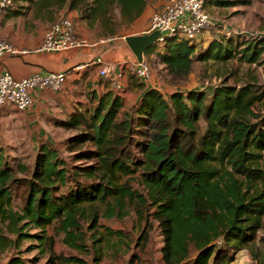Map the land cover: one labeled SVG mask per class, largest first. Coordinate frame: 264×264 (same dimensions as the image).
I'll return each mask as SVG.
<instances>
[{
    "label": "trees",
    "instance_id": "trees-1",
    "mask_svg": "<svg viewBox=\"0 0 264 264\" xmlns=\"http://www.w3.org/2000/svg\"><path fill=\"white\" fill-rule=\"evenodd\" d=\"M149 1L13 0L30 3L36 18L75 12L102 40L124 36ZM24 14L20 6L9 16ZM241 40L214 38L204 47L199 38L176 36L147 54L157 55L167 73L179 79L196 63L237 59L261 65L264 38ZM131 76L140 91L135 103L125 105L124 87L105 86L90 93V104L78 103L55 121L72 133L63 147L80 165H72L43 135L36 136L33 167L16 164L0 138V254L14 253L7 264H27L21 256L24 242H31L25 252L39 250L35 262L47 255L46 264H88L79 256L57 255L55 236H62L65 247L88 254L89 234L96 233L91 248L97 264L103 254L95 246L125 235L100 220H123L133 209L140 221L158 222L164 264H231L256 242L264 229V88L254 80L166 94L151 80ZM148 240L146 233L138 240L141 255Z\"/></svg>",
    "mask_w": 264,
    "mask_h": 264
},
{
    "label": "rangeland",
    "instance_id": "rangeland-1",
    "mask_svg": "<svg viewBox=\"0 0 264 264\" xmlns=\"http://www.w3.org/2000/svg\"><path fill=\"white\" fill-rule=\"evenodd\" d=\"M167 1L168 0H162V4L159 6V9H162L167 4ZM240 1H244V3L239 4L234 8L224 10L213 9L212 11H209V8L207 7V11L214 20L208 31L211 37H241V41L247 40L248 38H264V0ZM20 6H23V12L26 14L20 17L9 16L10 12L16 11ZM64 15V11L60 12V10H57L53 13L45 12L40 18H36L33 6L30 3L13 2L11 10L4 12L1 18L2 20L7 18V21H9V33L12 35L11 38L15 39L17 43L16 46L20 50H22V48L35 50L36 48L34 49V47L40 44V37H43V34L48 26ZM137 25L138 24H133L129 28L124 29L122 32L124 36L122 37H130L133 35L143 36L139 35V33H141L144 29ZM76 28L80 37L86 39L92 47L103 45L99 42L102 39H98L97 41L92 38H88L86 34L84 35L80 32V28H78L77 25ZM122 37L119 35L114 39H110L111 41L104 45L109 46L119 42L123 43L122 39H120ZM104 39L105 38H103V40ZM262 59L264 60V54ZM263 60L261 65H250L245 62H239L237 59L231 60L227 63L214 61L196 63L188 77L179 79L173 78L167 73L165 68L160 64L157 56L155 58H149L146 54V61L148 62L152 73V85L161 89L166 94L177 90H210L222 83H227V85L230 86H241L249 82H254V80L257 81L258 85L264 88ZM85 65L86 68H84V72L77 76L78 78H70L72 84L70 83L71 86L69 88L72 86L74 87L72 92L74 100H72L68 106L72 108V110L78 103L90 104V93L93 90L100 91V84H105L106 87H111L108 85V82L100 78L101 76L99 73L101 70L99 66L91 62H88ZM73 76L75 77V74ZM95 76L98 77V79H101L100 83L94 81ZM136 83H138V80L133 78L131 75H127L126 79L123 81L125 104L127 102V104L130 105L132 99L137 98L140 95V91ZM52 106L54 112L51 115H46V117H44V114H41V118L37 122L34 121L32 123H29L27 118L21 115L22 112H18L11 106L0 110L1 142L9 157L16 160V164L24 163L33 167L38 149V145L36 143L37 133L43 135L45 138L58 145L61 151H64L63 142L70 137L72 133L56 127L55 121L57 119H65L69 114V108L68 106H55V104H52ZM262 109L264 111V104ZM64 155L70 160L72 165L81 164H73L71 156L65 153V151ZM18 174L19 177L23 176V174ZM131 185L136 189H141L136 181H132ZM100 224L111 227L116 231H122V233H128L127 238L130 239L132 244L137 243L139 237L143 233H160L158 229V222L154 221L153 217H150L148 221H140L134 209L130 212V215L123 220L101 219ZM100 230L104 231L103 229ZM49 235L55 236L52 229H49ZM96 235L97 236H94V238L98 237L97 233ZM94 238H92V234H89L87 245L90 248V252L82 255L87 259H90V256L94 255V249L91 248L94 246ZM61 239L62 236H55V253L57 255L65 256L77 255L78 252L65 247L61 243ZM106 241L107 240L95 246L96 248L101 249L102 254H108L107 248H111L110 242L106 243ZM30 244L31 242H24L22 244L21 251H24L21 255L22 258L27 262V264H46L47 255L40 258L37 262L34 261V259L40 257L39 250L35 249L31 252H25L26 248ZM36 244L37 243L34 242V245ZM115 247L116 245L114 246V249H116ZM134 251L137 253L136 256L138 258L144 259V254L141 255L144 251L141 249L139 250L137 247L134 248ZM254 253L259 254V259L256 260L254 258ZM13 254V252L0 254V264H6ZM234 263L264 264V233H258L256 242L252 243L248 248L239 251L235 255V260L231 264Z\"/></svg>",
    "mask_w": 264,
    "mask_h": 264
},
{
    "label": "crops",
    "instance_id": "crops-1",
    "mask_svg": "<svg viewBox=\"0 0 264 264\" xmlns=\"http://www.w3.org/2000/svg\"><path fill=\"white\" fill-rule=\"evenodd\" d=\"M214 1L215 0H210L208 2L207 4L208 6L206 5V10L207 7L209 8V11H212L213 9L224 10V9L234 8L239 4H243L242 2H244L240 0H221V1H230V2H237V1L240 2L236 4H230L229 6H217ZM161 4H162V0H150L143 16L137 22H135L134 25L138 24L137 26L143 28L144 30L142 32H144L145 29L147 28L148 21L152 16V14L156 11L161 10L159 9V6ZM64 14L69 17H72L75 20L77 27L80 28V32H82L84 35L86 34L88 38H92L93 40L98 41L96 33L88 29V26L85 22L79 20L78 18L79 16L77 13L67 12L66 10H64ZM210 19L211 22L214 21L211 16ZM9 26L10 23L9 21H7V18L4 20H2L1 18L0 38L8 39L9 41L13 42L14 45L16 46L17 43L15 39H12L11 38L12 35L9 33L10 32ZM208 31H205L202 35L198 37L200 43L202 42L204 47H207V45L213 40L212 38H214L211 37V35H209ZM142 32L139 33V35H143ZM120 39H122L123 43L119 42L117 44H113L109 46H105L103 44V45H97L90 49L86 48L77 51L76 50L68 51L64 53H60V52L41 53V54L34 53V51L37 48H39L42 44L43 37L41 36L40 44L34 47V49L36 48L35 50H29L28 48H22V50H20L16 46L21 53L25 51H27V53L18 56H7L5 58H1L0 74L9 72L14 76L15 79L19 80L22 78H26L34 73H41V74H48L52 72L66 73L67 83L64 87V91H62L61 93H54L49 90H42V91L36 90L33 92L34 103L32 107L28 111L21 113V115L27 118L29 123H32L34 121L37 122L41 118V114H44L43 116L46 117V115H51L54 112L52 109L53 107L52 104H55V106L63 107V106H68L70 102L74 100V97L72 95L74 87L72 86L71 88H69L71 86L70 83L72 82L70 78L71 77L78 78L77 76H79L81 73L84 72L83 70L84 68H86L85 64L91 61L92 59L97 58L100 55L103 56L107 62L117 64L116 72H122L124 68L123 63L125 62H129V63L137 62V58L135 57L132 50L127 45L125 39H123V37ZM146 54L147 52L144 55L145 60H146ZM148 56L149 58L156 57V55L153 54ZM99 68L100 70H102L101 66H99ZM74 74L75 77L73 76ZM99 75L101 76V72L99 73ZM127 75L130 74L126 73L125 79ZM100 80H101L100 78L98 79V77L96 76L94 77V81L100 83ZM108 85L111 86L109 82ZM105 89H106L105 84H102L100 86V91H104ZM136 100L137 98H133L131 103L132 104L135 103ZM125 105L129 106L127 102ZM68 108H69V112H71V108L69 106ZM39 135L41 134L37 133V136ZM258 233H264V229H262ZM127 234L128 233H125L123 239L122 238L120 239V237L117 236H113L111 239L107 240L106 243L110 242L111 248H107L108 254L103 253L102 261H100L97 264H164L162 262V254H161V250L164 245L163 239L161 237V233H146V236L148 237L149 240L142 243V245L144 244L146 245L145 246L146 254L144 256V259H141V261L136 256L137 253L134 251V248L137 247L136 245L138 244V242L132 244L130 242V239L127 238ZM115 245H116L115 247L116 249H114ZM78 253L77 255L74 256H79L85 259L88 262V264H96L93 262V256H90V259H87L84 256H82L84 254L80 252Z\"/></svg>",
    "mask_w": 264,
    "mask_h": 264
},
{
    "label": "built area",
    "instance_id": "built-area-1",
    "mask_svg": "<svg viewBox=\"0 0 264 264\" xmlns=\"http://www.w3.org/2000/svg\"><path fill=\"white\" fill-rule=\"evenodd\" d=\"M210 0H168L159 11L152 14L143 36L154 32H167V35L158 39L156 44L164 43L168 38L183 36L194 40L208 31L212 25L206 5ZM13 5V0H0V20L4 12ZM125 39V37H123ZM111 40H101L102 44ZM155 44V45H156ZM95 47V46H93ZM86 39L80 37L76 22L72 17H60L52 22L44 32L43 41L34 53L68 52L77 49L93 48ZM21 53L13 42L0 38V59L7 56H18ZM157 56V55H156ZM101 66L103 80L109 82L116 90L123 88L126 73L139 79L151 80L152 73L148 62L123 63L122 72H116L117 64L107 62L103 56L92 59L89 63ZM122 65V64H121ZM67 83L66 73H34L26 78L15 79L9 73L0 74V107H13L18 112L28 111L33 103V92L36 90H49L61 93Z\"/></svg>",
    "mask_w": 264,
    "mask_h": 264
},
{
    "label": "water",
    "instance_id": "water-1",
    "mask_svg": "<svg viewBox=\"0 0 264 264\" xmlns=\"http://www.w3.org/2000/svg\"><path fill=\"white\" fill-rule=\"evenodd\" d=\"M165 35H167V32H154L146 36L125 37V41L137 58V61L142 62L145 53L157 43L159 38Z\"/></svg>",
    "mask_w": 264,
    "mask_h": 264
}]
</instances>
